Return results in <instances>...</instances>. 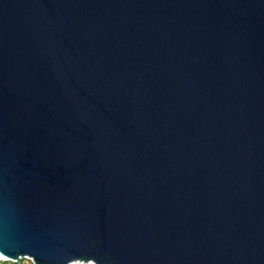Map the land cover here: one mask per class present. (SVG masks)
<instances>
[{"label":"water","instance_id":"1","mask_svg":"<svg viewBox=\"0 0 264 264\" xmlns=\"http://www.w3.org/2000/svg\"><path fill=\"white\" fill-rule=\"evenodd\" d=\"M0 255L264 264V0H0Z\"/></svg>","mask_w":264,"mask_h":264},{"label":"built area","instance_id":"2","mask_svg":"<svg viewBox=\"0 0 264 264\" xmlns=\"http://www.w3.org/2000/svg\"><path fill=\"white\" fill-rule=\"evenodd\" d=\"M0 264H34V261L30 257L20 258L18 261H9L5 258H0ZM72 264H94L92 261L90 262H74Z\"/></svg>","mask_w":264,"mask_h":264},{"label":"bare ground","instance_id":"3","mask_svg":"<svg viewBox=\"0 0 264 264\" xmlns=\"http://www.w3.org/2000/svg\"><path fill=\"white\" fill-rule=\"evenodd\" d=\"M0 258H5V257H3L2 255H0Z\"/></svg>","mask_w":264,"mask_h":264}]
</instances>
